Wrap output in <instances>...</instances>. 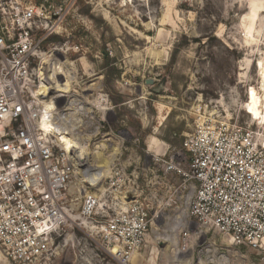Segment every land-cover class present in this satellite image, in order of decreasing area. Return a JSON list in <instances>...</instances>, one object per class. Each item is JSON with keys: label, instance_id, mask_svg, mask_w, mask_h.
I'll return each mask as SVG.
<instances>
[{"label": "rangeland", "instance_id": "rangeland-1", "mask_svg": "<svg viewBox=\"0 0 264 264\" xmlns=\"http://www.w3.org/2000/svg\"><path fill=\"white\" fill-rule=\"evenodd\" d=\"M0 3L43 8L31 31L40 40L30 63L42 110L37 124L53 128L60 119L56 145L73 140L71 154L84 167L75 169L69 184L74 218L56 239L50 264H118L102 233L75 218L85 193L103 205L115 169L120 187L109 195L106 211L97 208L95 220L109 219L116 203L126 206L134 198L147 206L150 231L130 264H260L247 247L199 231L186 212L188 191L181 205L174 192L182 178L165 172L153 155L178 152L204 121L251 129L264 145V123L253 115L264 104L258 66L261 61L264 68V0ZM186 230L190 239L182 249ZM0 264L12 262L0 252Z\"/></svg>", "mask_w": 264, "mask_h": 264}, {"label": "built area", "instance_id": "built-area-1", "mask_svg": "<svg viewBox=\"0 0 264 264\" xmlns=\"http://www.w3.org/2000/svg\"><path fill=\"white\" fill-rule=\"evenodd\" d=\"M37 11L43 8H6L0 3V252L12 264L51 263L59 248L56 239L74 218L68 187L75 169L83 167L81 160H73V149L68 153L56 145L52 129L37 124L42 110L33 95L35 75L30 67L40 43L31 33ZM153 158L165 172L182 178L174 192L181 195V205L188 191L186 212L199 231L218 234L228 245L247 247L264 264V145L251 129L200 122L178 152L168 158L154 153ZM120 181L115 169L103 205L95 194L85 193L75 218L102 233L106 252L118 264H130L150 231L147 206L134 198L126 206L116 203L109 219L95 220L97 208L106 211ZM182 239L184 249L189 230Z\"/></svg>", "mask_w": 264, "mask_h": 264}, {"label": "bare ground", "instance_id": "bare-ground-1", "mask_svg": "<svg viewBox=\"0 0 264 264\" xmlns=\"http://www.w3.org/2000/svg\"><path fill=\"white\" fill-rule=\"evenodd\" d=\"M258 66H259V68H260V74H261V76H262V78H263V80H264V68H263V66H262V63H261V61H258ZM40 92V91H39ZM42 92H43V90H42ZM40 95V94H39ZM44 107V106H43ZM50 107H52V105H51V103H50V101H48V102H46V108H50ZM45 109V108H44ZM253 115L254 116H256L257 117V119L258 120H260V122L261 123H264V104H263V108L262 109H259V108H256V109H254V113H253ZM64 118V117H63ZM56 124V123H55ZM54 125V124H53ZM52 125V126H53ZM50 127V126H49ZM49 127H46L47 129L49 128ZM50 129H52L53 130V132H54V134L56 135L57 133H59L60 131H61V128H60V126L59 127H57V125L56 126H53V128H50ZM63 132V131H62ZM67 134H68V131H67ZM71 143H75L73 140L72 141H70ZM70 142L68 141V139H65L64 140V145H63V147H64V149H66V151L68 152V153H70L72 150L69 148V144H70ZM72 158H73V160H77V156H75V155H72ZM89 166V165H88Z\"/></svg>", "mask_w": 264, "mask_h": 264}, {"label": "water", "instance_id": "water-1", "mask_svg": "<svg viewBox=\"0 0 264 264\" xmlns=\"http://www.w3.org/2000/svg\"><path fill=\"white\" fill-rule=\"evenodd\" d=\"M146 83H149V82L146 81Z\"/></svg>", "mask_w": 264, "mask_h": 264}]
</instances>
